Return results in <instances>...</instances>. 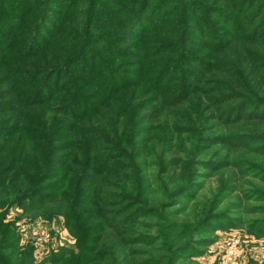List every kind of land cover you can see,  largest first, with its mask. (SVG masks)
<instances>
[{"label":"trees","instance_id":"obj_1","mask_svg":"<svg viewBox=\"0 0 264 264\" xmlns=\"http://www.w3.org/2000/svg\"><path fill=\"white\" fill-rule=\"evenodd\" d=\"M41 1L44 6L31 23L28 16L33 0H8L5 4L9 9H5L3 3L0 5V99L10 95L17 99L15 102L13 99L0 102V205L17 204L28 208L32 206L31 203L52 201L61 206L58 207L66 225L77 237L78 252L68 257L57 256L59 259L55 257L54 264H84L87 261L89 264H172L171 258L190 248L192 233L200 232L204 220L212 216L208 212L195 211L194 220H187L182 215L186 211L184 207L171 209L192 189L194 159L183 161V164L161 161L162 170L159 168L158 173L147 172L148 157L159 155L154 154L158 143L149 145L147 142L142 147L143 140L125 125V108L122 106L121 111L117 112L121 104L119 100L124 99L117 94L124 90L123 83H128L126 79L117 82L120 72H124L117 68L121 65L118 60L132 57L127 47L134 45L135 39L143 40L145 32L154 30L156 22L164 20L168 11L163 8L171 0H109L111 8L101 0H88L87 8L74 11L75 21L71 20L73 11L67 8L84 0ZM256 1H176L179 7L175 11L180 9L183 13L190 10L195 17L198 16L197 12L203 11L227 20L231 24L233 37L239 40L235 44V53H238L236 65L233 67L228 62L221 64L226 74L231 73L230 69H235L236 87L219 83L232 93L231 97L226 95L229 93L226 90L220 92L217 88H210L205 96L213 105H225L216 114L225 125L243 119L264 123V113L260 110L264 107V91H261L264 90V75L261 73L264 68L261 57L264 47L256 43L264 38V6L261 3L254 6ZM52 6L57 7L59 12L52 11ZM96 6L103 8L102 15L113 22V32L102 30L99 24L105 20L96 18ZM245 7L251 24L257 22L248 31L241 10ZM48 13L55 15L56 25L51 32L45 26ZM201 19L208 18L201 16ZM6 22L12 24V31L2 32ZM174 32L171 30V33ZM42 34L46 35V44H43ZM154 42L157 50L154 56H167L151 59L145 55L143 63L138 61L142 63L138 79L149 88L159 90L176 65L177 59L171 55L177 50L180 54L181 45L169 39ZM217 42L214 40L213 45ZM53 43L59 55L49 51ZM93 45L98 47L94 48ZM122 45L126 47L122 48ZM143 51L144 48L140 54L133 56L141 58ZM181 67L178 72H182ZM205 67L208 66L204 64L202 68L205 70ZM192 72L194 70H190V73L195 76L202 74V71H195L196 74ZM256 76L260 82L254 85V81L250 83L249 80ZM181 80H178L180 85ZM117 83L120 84L118 88ZM184 84L191 86L188 82ZM137 91L135 87L133 93ZM231 102L234 103L230 105ZM101 109L109 112L111 120H115L112 121V136L105 127L87 117L99 114ZM37 113L42 114V120L52 121L48 129L44 121L35 119ZM183 115L181 112L177 116ZM185 132L196 137L193 151L198 150L203 136L194 134L196 129L192 123ZM250 136L246 133L214 134L202 140L211 138L212 144L226 143L240 148L243 140L248 141ZM147 140L150 141V138ZM42 141L44 144L39 143ZM131 153L136 159L131 157V161H128ZM140 156L143 159L138 161ZM118 159L127 161L113 164ZM60 164L63 171L54 175L53 170ZM244 164L264 180V167L257 161L245 160ZM159 172L167 174L173 180L170 183L176 185H169ZM105 176H114V180ZM160 197L168 198L170 204L163 205ZM141 216L161 217L164 222H170L168 230L175 236L173 239L180 238L176 242L184 243L177 245L162 233L159 237L144 232H134V236H129L132 229L127 226L137 224ZM258 222L261 220L255 221ZM157 227V224H151L146 228L153 230ZM161 236H164L161 247L167 248V254L153 247ZM17 249V238L12 228L0 218V264H12L4 252L10 251L11 254L12 250ZM23 253L26 257L30 256L29 251ZM20 263L31 264V260L24 258Z\"/></svg>","mask_w":264,"mask_h":264},{"label":"rangeland","instance_id":"obj_2","mask_svg":"<svg viewBox=\"0 0 264 264\" xmlns=\"http://www.w3.org/2000/svg\"><path fill=\"white\" fill-rule=\"evenodd\" d=\"M39 1L33 0L32 10L29 14L30 18L28 16L30 23L36 20L38 13H40L43 2ZM101 1L104 5L111 8L109 0ZM176 1L171 0L163 8L167 9L169 13L165 12L163 21L156 22L154 30L145 32L143 40L135 39L134 45L127 47V49H130L132 57L119 58L118 61H121V65L117 68H121L124 72H120V78L117 82L121 83L126 79L125 81L128 83H123L124 90H120L117 94L124 98L119 100L121 104H119L117 112L121 111L120 108L122 106L125 108L127 111L125 125L141 141L143 140L142 147L147 142L149 145L158 143L155 145L156 151L154 154L159 155L156 157L150 155L148 157L147 166L149 170L147 172L156 173L159 168L162 170L164 167L161 166V161L183 164V161H188L192 157L194 159V164L192 165L194 171L191 176L194 181L192 189L189 193L182 196L179 199V203L176 206H172L171 209L184 207L186 211L182 215L187 220H194L195 211H198V213L204 211V214L208 212V215L212 216L204 220L205 224L200 232L192 233L190 238L193 241L189 246L190 248L180 253L178 252L175 258H171V263L264 264V223H261L264 220V210L262 211L264 209V180L258 176V173L244 164L245 160H251L257 161L258 164L264 167V123L243 119L239 122L225 125L216 116L218 109L223 108L225 105H213L205 99L206 91L210 88H217V91L220 92L226 90L220 85L221 82L234 87L238 85V81L235 79V69L234 71L230 69L231 73L226 74L227 72L222 70L221 64L228 62L233 67L236 65L238 53H235V44L239 43V40L233 37L234 34L230 31L231 24L227 20H222V18L203 11H196L198 13L196 17L195 13L190 12V10L183 11V13L180 9L175 11L179 7ZM88 2V0H84L81 4L67 8L73 11L71 20L75 19L74 14L79 9L87 8ZM1 3H3L5 9H9L7 4H5L8 3V0H0V5ZM259 3L264 6V0H257L254 6L259 5ZM51 9L59 12L57 7L52 6ZM95 9L96 18L105 20L102 24H99L102 30L113 32V22L111 19L108 20L106 15H102L101 11H103V8L96 6ZM241 10L244 24L247 28L246 31H248L256 26L257 22L251 24V20L246 16L248 13L246 7ZM46 16L47 23L45 22V26L51 32L56 25L55 15L48 13ZM201 16H205L208 19L200 20ZM70 23L66 24L71 25ZM168 28H171L170 31L167 30ZM13 29L12 24L6 22L3 24L2 32L12 31ZM171 30L175 32L171 33ZM162 31L165 32V35ZM45 37L46 35L42 34L43 44L47 43V40L44 39ZM167 39L178 42L181 45V53L179 54V50L172 53L171 56L177 59L176 65L173 71L170 72L167 82L162 84L159 90H155L140 83L138 76L140 75L141 64L146 59L145 55H148L151 59L167 56V54L154 56L157 52L154 41ZM214 40L218 41L215 45H213ZM221 42L222 44H220ZM256 43H261L264 47V38H260ZM51 45L49 51H55V54L59 55L58 50L54 49V43ZM253 45L257 47L256 44ZM92 47L95 48L98 45H93ZM121 47L124 48L126 46L122 45ZM142 48H144V51L141 58L133 56L136 53L140 54ZM261 57L264 59V51L261 52ZM140 60L142 63L138 62ZM204 64L208 66L205 67V70L202 68ZM180 65H182V72H178ZM189 69L191 71L194 70L192 72L194 74L200 71H202V74L192 75ZM227 70L225 69V71ZM261 73L264 75V68ZM244 75L246 76L245 73ZM196 77H198V80ZM178 80H181V85ZM252 81H254V85L260 82L257 76L249 80L250 83ZM186 82L191 86H185L184 83ZM118 83L116 84L117 88L120 85ZM244 85H247V83H244ZM135 87L138 89L136 94L133 93ZM184 87L186 88L185 90L183 89ZM178 88H180L179 92ZM226 92L229 91L226 90ZM231 94L229 92L226 95L231 97ZM8 97L1 98L0 102H8V99H13V102L17 101L14 95ZM164 98L169 100L166 101ZM136 102L137 105L135 104ZM234 102H231L230 105ZM260 110L264 113V107ZM154 111L156 112L153 113ZM181 112L184 115L177 116ZM110 116L109 112L101 109L99 114L87 117H91L92 121L97 125L105 127L108 134L112 136V121L115 120H111ZM41 117V113L35 115V119L44 121L46 129H48L52 121L50 119L42 120ZM142 119L144 121L140 124ZM78 122L81 123L82 120H78ZM191 123L196 129L194 134L199 133L203 138L214 134L246 133L251 136L248 141L244 142L243 140L240 148H234L226 143L212 144L211 138H205L204 140L202 138L200 141L201 146L197 147L198 150L195 149L193 151L196 137L191 133L187 134L185 132ZM148 138H150V141L147 140ZM39 143L44 144V141ZM125 147L127 148L128 146L125 145ZM131 157L134 158L132 153L131 156H128V161H131ZM137 159L141 161L143 156ZM126 161V159H118L114 160L113 164ZM63 169L62 165L55 167L53 170L54 175L61 173ZM160 173L159 175L166 178L169 185L173 187L176 185L170 183L173 180L169 179L167 174ZM105 177L109 180H114V176ZM159 199L162 200L163 205L170 204L168 198L160 197ZM31 205L28 208L17 204L0 205V218L3 223L12 228L18 243L16 251L12 250L11 254H9L10 251L4 252L9 256V261L12 264H21L20 262L25 258L27 261L31 260V264H54L53 260L57 256L60 258L63 256L68 257L71 254L76 255L78 252L77 237L66 225L65 217L59 208L61 206L52 201L41 204L31 203ZM165 217L167 218V215ZM257 220H261V222L255 223ZM140 222L142 223L138 224ZM138 223V225L129 224L127 226L132 229L129 236H134V232H144L159 237L162 233V235L169 237V241L173 240V243L180 239H173L175 236L171 235L168 230L170 222H164L161 217L156 219L141 216ZM151 224H157V229L149 230L146 228L151 226ZM163 241L164 236H161L160 240L153 244V247L157 248V251L167 254V248L163 249V246L161 247ZM181 243H184V241L179 242L177 245H181ZM26 251L30 252V256L26 257L23 255V252ZM18 257L23 259H17ZM84 264H89V261L84 262Z\"/></svg>","mask_w":264,"mask_h":264}]
</instances>
